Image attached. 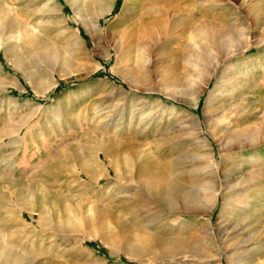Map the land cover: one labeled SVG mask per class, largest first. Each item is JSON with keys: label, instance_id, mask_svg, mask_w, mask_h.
<instances>
[{"label": "rangeland", "instance_id": "rangeland-1", "mask_svg": "<svg viewBox=\"0 0 264 264\" xmlns=\"http://www.w3.org/2000/svg\"><path fill=\"white\" fill-rule=\"evenodd\" d=\"M124 1L115 0L113 11L100 18L101 37L86 29L80 20L76 22L66 0H0V9L9 10L7 20L13 16L36 28L51 49L69 37L76 55L73 71L57 74L56 87L47 88L50 79L46 73L51 71L47 61L38 57L30 62L33 79L28 80L0 49V78L18 80V84L0 89V203L11 202L6 182L13 180L30 188L32 201L58 207L60 222L64 216L62 208L68 207L74 222L54 231L39 223L37 212L31 216L26 208H17L9 225H3L5 230L13 228L3 241L10 249L26 255L21 264L30 260L44 264L52 255L58 257L60 264H264V175L253 178L252 174L259 167L264 170V144L258 146L260 149L242 148L237 153L230 149L234 144L228 139L238 128L259 124L264 113V45L258 42L264 37V23L259 28L252 22L261 6L257 0H169L172 13L179 8L182 15L186 13L191 21L199 23L200 18L201 22L206 20L202 18L204 13L215 16L217 11L219 16L223 11L226 17L216 22L226 26L240 10L246 22L245 33L255 40L247 53L231 60H205L199 69L180 62L176 73L179 84L171 85L167 78L176 69L166 52L163 57L162 53L151 56L150 62L140 68L139 78L128 74L119 63L115 38L124 19L118 18L117 13ZM61 6L68 18L62 17L58 10ZM74 30L83 36L86 46L75 41L71 35ZM191 39L189 32L182 36L185 44ZM201 44L206 46L205 42ZM246 60L260 66L259 71L251 68L243 76L246 91V87L242 90L238 85L233 89L222 81L230 68L244 66ZM216 63L220 66L216 67ZM185 69L195 71L191 80L184 77ZM205 78L210 84L204 89ZM35 85L47 91L37 93ZM224 90L232 95H223ZM242 92L246 111L234 114L231 108ZM229 108L230 112L224 115L223 110ZM141 112L146 116L142 124ZM131 114L136 117L130 118ZM220 117L226 118L223 124L218 122ZM253 158L259 161L251 163ZM236 163L241 169H236ZM84 165L99 180L83 173ZM156 168L174 176L169 187L151 184L148 188L141 184L142 176L153 174ZM237 189L246 191L249 201L244 195H236ZM202 191L219 193L218 201L204 197L195 215L180 218L169 214V206L183 208L191 202L196 205L191 198ZM6 211L0 209V214ZM118 216L124 223L141 229L140 233L144 228L138 224L139 219L152 224V220L160 218L172 228L168 234L171 237L182 235L178 226L187 219L207 239L217 238L210 249L212 256L170 260L155 254L154 247L128 255L122 241L110 245L101 237L104 231L107 236L119 234ZM51 243L71 251L63 255L55 247L52 249ZM46 249H51V254L43 252Z\"/></svg>", "mask_w": 264, "mask_h": 264}, {"label": "bare ground", "instance_id": "bare-ground-1", "mask_svg": "<svg viewBox=\"0 0 264 264\" xmlns=\"http://www.w3.org/2000/svg\"><path fill=\"white\" fill-rule=\"evenodd\" d=\"M66 1L68 2V5L72 10V13L75 15L76 22L80 20L81 23H83L82 25L86 29L90 30L94 34H99L102 37L103 28L100 18L113 11L116 4V2H114L115 0H66ZM200 3L202 2L200 1ZM257 4L260 5L261 8L258 9L260 10L259 13L257 12V14L255 15L254 13H252L254 15L252 18L253 20L252 22L257 27L261 28L264 23V0H257ZM170 7H171V1L169 3V0L166 1L165 0H125L124 3L122 4L121 9L117 13V16L118 18L124 20L115 38L116 39L115 49L119 51V58H118L119 63L122 64V67H125V69L127 70L125 71L128 74L135 75V77L139 78L140 68H143L145 64L150 62L152 58L151 56L160 55L162 53V57H163L164 56L163 53L166 52L168 53V59L174 62L173 66L176 70L172 71L169 79L167 77H165V79L167 78L168 82L171 85L179 84V82H177L179 80L177 79L178 77L176 76V73H177V69L180 68L179 66L180 62L184 61L186 62V64L191 63V65H193L195 69H199L201 66L199 64H203L202 61L205 60L211 61L215 58H219L221 62L225 60H231L233 59V57L239 54L242 55V53L244 52L247 53L253 46L252 40H254V38H252V36L250 37L247 36V34L245 33L246 27L244 25L246 22L242 20L241 17L242 14L240 13V10H237L235 12L236 14L234 13L235 16L231 24L228 23L229 25L221 26L216 22V20H220V22L223 21V18L226 17L222 15L223 11L222 12L220 11L221 14H219V16L218 15L216 16L217 14L216 10H215L216 11L215 16L211 14L212 12L208 14L204 13L202 18H205L206 20L204 22H201L202 19L200 18L198 19L200 21L199 23L196 20L191 21L190 16L188 17L186 13H184L185 15H182L181 14L182 12L178 10L179 8H177V10H175L172 13ZM64 8L65 7L61 6L58 10H60L61 13L64 15V16L62 15L63 18H68V15H66L67 13L65 12ZM7 9H0V23L3 24L2 30L0 32V49L4 50L5 54L8 57V60L11 62L13 67L16 70L20 71L22 75L28 80L33 79V73L29 66V63L34 60L36 61L38 57L43 59L44 61H47L48 66L50 67L49 70H51L50 72L47 71L48 72L46 73L47 77L44 74V77L50 79L47 88L56 87L58 83L56 75L59 74L60 76H63L68 71L72 72L76 66L75 63L76 55L75 52H73L72 50L73 47H71L72 42L70 38L64 37L63 40L60 41L61 45L59 44L57 48L51 49L50 44H48L49 42L48 43L44 42L43 39L37 34L36 28H32L23 24L22 22H18L17 20L13 19V16L12 19L7 20V15L9 14V10L7 11ZM227 22H229V20ZM187 32L191 34L192 39L191 41L188 42V44L187 43L185 44L182 40V36L184 35V33ZM2 34H4L6 38H3ZM71 35L75 37L74 39L78 44L80 43L81 46H86L85 40L83 36H81L78 30H74L71 33ZM202 42L206 43L205 47L202 46L203 45L201 44ZM258 42L259 45H264V37L261 38ZM186 45L188 48L191 49V51L186 47ZM248 59L250 58L248 57ZM132 64L133 66H131ZM100 65L101 63H99L95 68L98 70V67ZM256 65L255 63L252 62V60L250 61L248 60L244 66L240 65L239 67L236 68L235 67L230 68L229 70L231 71H229L228 76L225 77L224 80L222 81H225V83H227V85L231 86L233 89L234 87L239 85L238 87L242 88L243 90V88H245L247 85L245 84L246 82L243 83L244 82L243 76L248 74V71L251 70V68L253 70L259 69L260 66H256ZM217 66L218 63H216V67ZM233 66L235 65L233 64ZM170 72L171 71H169V73ZM195 74H196L195 71H193L192 69H187L185 71L184 77L188 78V80H191ZM122 76L124 80L127 79L125 75ZM208 81L209 79L207 78L203 79L204 89L206 86L207 87L209 86L210 83ZM9 84H18V80L16 81L14 80V82H12L10 80L4 81V79L0 78V89L6 88ZM34 87L36 89V92L40 94H44L45 91H47L44 88L41 89L36 87V85ZM133 88L134 87L132 84L131 89ZM247 89L248 86L245 88V91ZM213 92L214 91L210 92L208 97L209 100L211 99ZM223 95H232V92L230 93L224 90ZM236 97L238 100L234 101L233 106L231 108L232 109L231 112H234V114H236V111L240 110V114H242L243 112L246 111L244 109L246 105L245 103H247V101L244 99L245 94L242 92ZM247 106L249 107V104ZM229 110L230 108L226 109L225 111L223 110L224 115L225 112H228ZM262 116H263L262 120H260L259 124L256 123L252 126L248 125L240 129L238 128L235 131V133H233L228 138V139L231 138L232 139L231 142H233L234 144V146L231 147L230 149L234 150V152L237 153H239V149L242 148H245L250 151L260 149L258 148V146L260 147V144H264V113ZM133 117L135 118L136 115L133 116V114H131L130 118L133 119ZM139 119H140L139 123L142 124L143 121H146V116H144L143 114L142 116L139 117ZM225 120L226 118L220 117L218 122H221L223 124ZM209 141L211 142L210 144H212L211 139ZM258 159L259 158H253L251 163L258 162L259 161ZM79 160L80 159L78 158V161ZM85 168L86 165H84V167L81 168V171L86 175H88L90 179L94 180L95 178H97L96 173L92 172L91 167H90L91 171ZM156 169L157 170L154 171L153 174L151 173V175L142 176L141 184H143L148 188L151 187V184H154L158 188H164L167 186L169 187V184L173 180L174 176L172 177V174L169 171L166 172L160 168H156ZM236 169H241V166L237 163H236ZM95 171L97 170L95 169ZM263 173L264 170L261 169V167H259L255 171V173H252L253 178L260 177L264 175ZM100 175L99 177H101ZM97 180H99V178H97ZM6 185L8 186V190H11V195H10L11 202L6 205L0 203V209H8V211L0 214L1 230H5L3 228V225L5 226L9 225L8 223L11 221L10 216L11 215L13 216L17 208H21V209L26 208L28 213L31 214V216H33V214L37 212L39 215L38 216L39 223H41L43 226L52 228V230L54 231H58L62 229V227L65 226L67 227L68 225H69L68 227H70V224H74V222L70 218L71 215L68 207L62 208V213L64 214V216L62 221L60 222L59 218L57 217V214L59 213L58 207L47 206V204L39 205L38 202L32 201L30 199L31 197L29 191L30 188L26 189V186H24L20 182L18 183L16 181L9 180L6 182ZM177 188H179V186H177ZM202 192L196 194L191 198L193 202H197L196 203L197 207L196 205L193 206L192 202L190 206H186L183 208L179 206L176 207L169 206L168 208L169 214H177L179 215V217L185 216L186 214L195 215L198 208H200L201 204L203 203L204 197L205 198L213 197L214 201L216 202L218 201L220 195L219 193L210 192V194H208L206 193V191H202ZM234 193L236 195L237 194L244 195L246 198L245 200L249 201L248 199L250 197L246 191L244 192L243 190L237 189V191H235ZM98 215L101 216L102 214L99 213ZM159 219L152 220V224L150 223L151 221L149 222V220L139 219L141 221H139L138 224H140L141 228H144L140 233L139 230L141 229H138V227L134 228L131 225L124 223L121 217L118 216L117 221L120 228L119 234L107 236L104 234L105 232L104 231L101 237L104 239L105 243L110 245L111 244L114 245V243H118L119 241H122L124 246V251L128 255H135L140 250L150 249L154 247L156 251L155 254H160V256L166 257L170 260L175 259L177 257H183L184 259H188V256H192V255L195 258L205 255L212 256L210 249L214 248L213 244L217 241V238L215 236H213L212 239H207L208 238L207 236H205L204 234H200V232H198L197 229H195L196 226L194 227L193 223L189 224L187 222V219H182L178 226L179 227L178 231H180L182 235L177 234L176 236L171 237L168 236V234H170L169 231H171L170 229L172 228L166 227L165 226L166 222H164V220L162 219L161 220ZM12 230L13 228L10 227L9 229L5 230L4 234L0 235V264H21L26 259V255L24 253H21L18 249H13V248L10 249L9 246L8 247L6 246L5 241H3L4 236H7L9 232H11ZM101 232L99 233L101 234ZM84 240L85 239H83V241ZM51 246L52 249L53 247H55L57 252L61 251L63 255H67L68 252L71 251L69 247L68 248L64 247V249H62L60 248L61 246H58L54 243L53 244L51 243ZM32 249L34 248L32 247ZM38 249L40 248L38 247ZM25 252H27V250ZM43 252L47 254H51V249L43 250ZM27 253H29V251ZM158 256L159 255H157V258ZM51 257H52L51 260L44 264H60L59 259L58 257H56V255H52ZM241 262L242 261H239L237 262V264H242ZM32 263L33 260H30L26 264H32ZM87 264H94V263L91 262Z\"/></svg>", "mask_w": 264, "mask_h": 264}]
</instances>
